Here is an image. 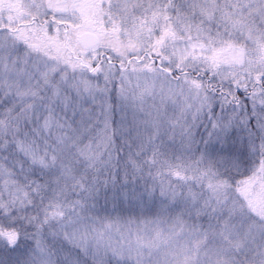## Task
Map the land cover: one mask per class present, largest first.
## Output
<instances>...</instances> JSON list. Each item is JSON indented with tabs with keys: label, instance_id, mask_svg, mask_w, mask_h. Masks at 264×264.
Listing matches in <instances>:
<instances>
[{
	"label": "snow or ice",
	"instance_id": "6c2138e0",
	"mask_svg": "<svg viewBox=\"0 0 264 264\" xmlns=\"http://www.w3.org/2000/svg\"><path fill=\"white\" fill-rule=\"evenodd\" d=\"M0 264H264V0H0Z\"/></svg>",
	"mask_w": 264,
	"mask_h": 264
}]
</instances>
